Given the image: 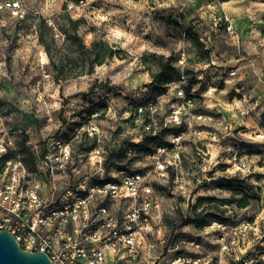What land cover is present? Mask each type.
<instances>
[{"label":"rangeland","instance_id":"obj_1","mask_svg":"<svg viewBox=\"0 0 264 264\" xmlns=\"http://www.w3.org/2000/svg\"><path fill=\"white\" fill-rule=\"evenodd\" d=\"M7 1L0 0V185L13 177L38 182L56 207L84 178L100 184L141 172L159 202L160 235L138 243L136 259L125 247L106 264L247 257L264 264V0H19L23 16ZM222 8L233 34L211 26L209 12ZM65 15L79 20L86 47L101 39L118 54L90 74L57 81L39 37L71 53ZM162 69L171 80L152 83ZM177 84L193 106L180 123L163 126ZM152 119L162 125L155 140L144 130ZM163 127L178 130L159 133ZM59 142L70 149L65 166ZM160 159L164 171L156 169ZM141 198L97 195L92 216L104 206L120 225Z\"/></svg>","mask_w":264,"mask_h":264},{"label":"built area","instance_id":"obj_2","mask_svg":"<svg viewBox=\"0 0 264 264\" xmlns=\"http://www.w3.org/2000/svg\"><path fill=\"white\" fill-rule=\"evenodd\" d=\"M4 6L18 16L24 14L19 0H8ZM209 18L214 30L223 27L226 32L235 33L233 19L225 11L211 10ZM203 43L206 47L207 44ZM235 73L236 68L230 71L231 75ZM176 88L177 101L163 119V126L180 123L182 115L193 106V99L184 95L179 84ZM143 108L140 105L137 112L142 113ZM191 115L196 119L202 118L201 114ZM162 125L152 119L144 130L154 135L158 132L157 127ZM97 131L98 127L91 124L89 132ZM56 146L59 165L65 166L70 161L69 146L60 142ZM166 166L162 159L156 163V169L160 171H164ZM50 168L52 171L53 165ZM90 180L84 178L82 181L87 183V187L80 184L82 189L66 190V199L56 207H49V201L41 193L40 183L21 182L18 177H13L0 185V220L8 222L7 226L0 225V228L9 229L23 249L44 251L56 264H106L107 251L115 252L124 247L136 259L139 257L136 245L145 242L148 235L159 236L162 226L159 202L152 197V188L145 182L146 176L135 172L123 175L118 182L89 184ZM140 192L141 200L130 206L120 225L104 206L98 208L95 217L92 216L90 203L95 196H124L136 201ZM90 223L94 228L88 227ZM255 260L254 257L242 259L243 264H255ZM185 261L187 264H198L199 259L177 258L170 264H183Z\"/></svg>","mask_w":264,"mask_h":264},{"label":"trees","instance_id":"obj_3","mask_svg":"<svg viewBox=\"0 0 264 264\" xmlns=\"http://www.w3.org/2000/svg\"><path fill=\"white\" fill-rule=\"evenodd\" d=\"M65 16L69 27L63 30L65 34L64 40L74 44V50H70L71 53L62 51V45L58 46V44H54L52 47L50 43L43 39L42 34L39 37V42L43 44L49 58L53 78L57 81L75 78L86 73L90 74L94 71L96 65H101L118 54V50L113 45L101 39L93 40L91 46L86 47L78 33L79 20L73 19L68 15ZM42 21L45 22L44 20ZM188 34L194 41H197V37L194 34L190 31H188ZM52 41L54 42L53 38ZM170 80L171 75L165 72L164 69H162L160 74H154L152 76V83L165 84ZM177 130L176 127H163L159 133H169ZM157 135V133L149 135V138L155 140ZM104 182L106 181L102 183ZM240 262L243 263V261Z\"/></svg>","mask_w":264,"mask_h":264},{"label":"water","instance_id":"obj_4","mask_svg":"<svg viewBox=\"0 0 264 264\" xmlns=\"http://www.w3.org/2000/svg\"><path fill=\"white\" fill-rule=\"evenodd\" d=\"M0 264H56L46 252L23 249L7 228H0Z\"/></svg>","mask_w":264,"mask_h":264},{"label":"crops","instance_id":"obj_5","mask_svg":"<svg viewBox=\"0 0 264 264\" xmlns=\"http://www.w3.org/2000/svg\"><path fill=\"white\" fill-rule=\"evenodd\" d=\"M216 10H219V11L223 10V11H225V9H223V8H222V9H216ZM225 12H226V11H225ZM226 13H227V12H226ZM143 244H145V243H143ZM143 244H142V247L140 248L142 254H144ZM124 248H125V247H124ZM115 253H116V252L107 251V253H106V263H107L108 260H111V259L114 258ZM152 256H155V258H156V257L159 256V255H157V253H155V254H153Z\"/></svg>","mask_w":264,"mask_h":264}]
</instances>
